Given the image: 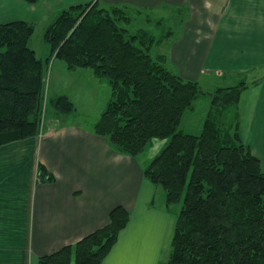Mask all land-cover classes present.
<instances>
[{
	"label": "trees",
	"instance_id": "1",
	"mask_svg": "<svg viewBox=\"0 0 264 264\" xmlns=\"http://www.w3.org/2000/svg\"><path fill=\"white\" fill-rule=\"evenodd\" d=\"M162 21L129 5H71L46 27L50 51L44 58L29 46L33 23H0V145L39 134L52 58L64 60L68 70L90 68L111 89L93 130L112 150L134 157L153 139L167 140L142 172L165 191L167 207L180 203L167 264H264V168L240 136L239 100L247 83L204 91L168 69L151 53L171 36L169 30L156 38L148 28L152 22L160 28ZM202 94L210 100L202 129L183 132V112ZM48 102L59 113L73 108L66 95ZM38 177L53 180L41 163ZM107 217L38 264H102L130 211L116 205Z\"/></svg>",
	"mask_w": 264,
	"mask_h": 264
},
{
	"label": "crops",
	"instance_id": "2",
	"mask_svg": "<svg viewBox=\"0 0 264 264\" xmlns=\"http://www.w3.org/2000/svg\"><path fill=\"white\" fill-rule=\"evenodd\" d=\"M94 1L133 6L151 17L165 10L169 17L183 16L181 39L173 40L168 56L178 65L173 72L185 80L204 76L215 83L210 88L225 87L246 82L252 73L239 100L240 136L264 168V0H0V23L35 25L66 7ZM148 28L158 27L152 22ZM159 56L166 64L168 58ZM58 65L66 67L64 76L78 71L77 78L87 76L95 86L102 81L87 68ZM57 95L73 104L69 93ZM59 122H42L37 136L0 145V264H38L41 256L104 225L116 205L127 208L130 218L102 264H159L174 219L169 207L155 210L161 189L143 176L150 162L141 159L144 151L134 157L115 152L93 124ZM40 163L53 180L39 179Z\"/></svg>",
	"mask_w": 264,
	"mask_h": 264
},
{
	"label": "rangeland",
	"instance_id": "3",
	"mask_svg": "<svg viewBox=\"0 0 264 264\" xmlns=\"http://www.w3.org/2000/svg\"><path fill=\"white\" fill-rule=\"evenodd\" d=\"M163 12L168 11H162L157 12L159 15L155 14L152 16L153 19L162 18L163 21L161 23L160 28H150L156 38H159L160 35L164 34L165 31L168 32L169 30L172 31L171 37H166L163 39V42L161 46H154L152 48V55L155 56L157 53L164 54L168 59L166 62V66L168 69H171L172 71H177L178 65L173 64L169 60V50L175 44L176 42H179L181 39V28H180V21L183 16L175 15L172 16V14L169 15ZM49 20H40L39 22L35 23L34 32L29 40V45L32 47V49L35 51L37 57L44 58L49 54V45L44 40V31L46 27L48 26ZM135 24L133 22L131 25ZM173 40H175V43H172ZM58 60L54 62L55 60ZM59 62H64L62 59L58 58H52L49 67L48 72L46 75V92H45V101L46 105L44 106L41 114V125L42 122L47 123L50 119H55L57 121L62 122H69L73 123L74 121H80L83 125H92L94 124L102 112L105 110L107 105V97L110 90V86L107 81H99L97 82V86L93 85L95 82H90L88 79H90L87 76L82 75L81 77L77 78V72L64 76L66 67L59 68L58 64ZM86 68V67H85ZM91 70L90 68H87ZM54 73V74H53ZM176 73V72H175ZM253 74L249 73L247 74V78L245 79L246 82L251 83L253 79ZM198 83L201 86V88L204 91L211 90L213 88H210L211 84H215L214 82H210L209 80H206L204 76H201L198 78ZM219 83V82H218ZM225 83H228L225 81ZM220 85H224L222 81H220ZM103 90V92H102ZM58 91H63L69 93L71 98L73 99V108L70 113H59L50 105L48 102V98L56 97ZM210 108V100L207 94H202L194 103L193 108L186 109L183 112V115L181 117V121L179 123V129H181L183 132L186 133H192V134H198L200 133L203 125V121L209 111ZM56 111V112H55ZM43 128V126H42ZM40 128V131L42 130ZM39 131V133H40ZM167 141L166 139H153L151 145H149L145 150L144 153L141 155V159H143L145 162L150 161L155 155H157L164 147V143ZM144 162V165H145ZM149 163V162H147ZM161 190H158L156 193V196L153 201L154 207L158 208L155 209L157 211H163L164 208L167 206L165 205V191L159 187ZM169 212L173 215V219L175 218L177 212L180 208V203H175L172 205H169ZM128 223V222H127ZM127 225V224H126ZM124 229V228H123ZM163 232L165 233V228L163 226ZM171 235L172 231H168V234H166L165 242L163 245V250L159 259V264H167V260L169 257V253L171 250Z\"/></svg>",
	"mask_w": 264,
	"mask_h": 264
}]
</instances>
